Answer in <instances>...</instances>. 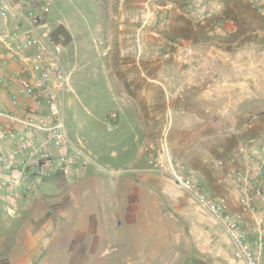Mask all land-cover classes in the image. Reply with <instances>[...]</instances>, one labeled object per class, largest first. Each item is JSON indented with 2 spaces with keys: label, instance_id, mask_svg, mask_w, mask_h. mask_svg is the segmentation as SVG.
<instances>
[{
  "label": "crops",
  "instance_id": "crops-1",
  "mask_svg": "<svg viewBox=\"0 0 264 264\" xmlns=\"http://www.w3.org/2000/svg\"><path fill=\"white\" fill-rule=\"evenodd\" d=\"M163 3V6L170 7L167 10L169 18L173 13L176 16L187 11L184 0H164ZM233 3L240 6L243 15H251L247 0H207L203 6L207 10L206 19L196 20L206 32H201L197 40L176 32L168 36L152 32L153 36L159 37L153 41L161 39L163 47L157 49L159 45L156 43L154 49L146 51V82L132 87L143 89V97L133 96L128 100V108L132 120L137 122L136 128L132 129L146 143H151L154 137L152 122H171L168 145L173 159L178 161L177 170L187 179L195 180L209 196L224 199L234 209L238 206L236 178L231 171L240 165L224 162L222 166L215 167V130L225 124L222 120L233 117L225 112L226 100L215 99V89L228 87L219 84L220 80L225 82L228 77L217 74L221 68L215 66V53L220 55L225 51L215 41L218 40L216 37L237 32L239 22H251L248 17L241 21L225 15V8L227 5L233 7ZM98 5L105 15L106 25L111 17L109 10L115 9L117 27L122 29L114 33L105 27L109 40L131 41L139 39L140 16L147 17L150 12L146 15L145 9L155 7L153 0H98ZM255 11L264 12V0ZM169 18L170 24L183 23L180 17ZM260 20L259 16L255 19ZM20 23L9 17L6 26L0 25V34L8 28L12 35L13 31L19 30ZM127 27L130 31H124ZM11 42L12 50H7L0 43L7 60L0 65V77L8 79L0 85V102L6 111L20 116L25 114L26 105L36 106L41 111L44 107L21 91L19 70L24 63L14 54L16 48L14 41ZM130 51L136 58L133 66L138 73L139 52L135 54V49ZM120 52L122 54L124 50ZM22 54L28 55L29 52ZM243 69L241 66L233 69L236 70L235 77L239 78L237 82H244L241 80L245 77ZM30 74L25 66L24 77L28 79ZM179 88L190 90L184 99L173 96L174 90ZM156 91L160 94L158 99ZM11 94L19 96L18 105L10 101ZM136 95L140 92L137 91ZM114 117L120 118V115L114 114ZM16 128L20 130V126L16 125ZM42 136L40 133L39 138ZM70 141L84 152L83 144H79L80 148ZM10 145L8 140L1 143L6 152ZM152 156L146 155L145 166L126 168L131 173L129 175L119 174L123 170L121 168L111 169L110 173L114 172L116 176L108 179L97 173L89 174L88 163L81 165V157L78 156L67 174L60 172L50 177H31L14 197L5 196L0 189V264H56L57 260L60 264H98L94 254L102 258L111 249L120 247L122 242L128 243L122 233L148 232L150 227H156L162 233H175L176 242L193 260L200 257L201 261L209 262L207 264H215V220L198 206L190 193L176 184L166 169L150 167L148 159ZM159 157L163 159L161 155ZM42 185L50 189L41 190ZM141 201L147 205H139ZM225 240L233 251L227 235ZM61 251L63 253L59 255ZM132 258L137 264L136 257ZM118 260L113 257L110 264H118ZM100 261L102 263V259ZM127 261L131 264L128 258Z\"/></svg>",
  "mask_w": 264,
  "mask_h": 264
},
{
  "label": "rangeland",
  "instance_id": "rangeland-1",
  "mask_svg": "<svg viewBox=\"0 0 264 264\" xmlns=\"http://www.w3.org/2000/svg\"><path fill=\"white\" fill-rule=\"evenodd\" d=\"M153 1L155 7L144 11L146 15L150 12V15L139 18L140 36L134 41L109 40L105 27L114 33L122 29L117 27L115 9L109 10L111 17L108 18L109 23L106 25L105 15L99 8L98 0L52 2L48 18L51 36L62 45L63 66L69 72V85L61 98L64 127L74 144L80 148L82 147L79 144H83L82 150L91 159L86 165L87 172L97 173L103 179L114 178L116 175L110 171L119 168L123 169L119 174H131L125 169L147 165L146 155H153L157 159L161 155L163 161L169 160L175 166L178 162L173 159L168 145L171 122H152L154 137L151 143H146L145 139L132 129L136 128L137 122L131 118L128 100L133 96L143 97L141 95L143 89L137 90L132 87L134 84L138 86L146 82L148 75L146 51L154 49L156 43L159 45L157 49L163 44L161 39L153 41V38H159L153 36L155 35L153 33L168 36L176 32L197 40L199 34L206 31L196 20L206 19L207 10L194 8L188 0H184L187 11L183 15L174 16L173 13L169 18L167 10L170 7L163 6L164 0ZM260 4H263V0ZM234 6L227 5L224 10L226 16L241 21L248 17L251 22L246 24L243 21L239 22L237 32L216 37L218 40L215 41V44L220 45L225 51L220 55L215 53V66L221 68V72L217 74L220 77H228L225 82L219 81V84L228 87L215 89V99L226 100L225 112L229 116L233 115L228 120H222L225 124L222 123L221 128L217 126L218 130H215V167L222 166L224 162H236L240 167L231 171L235 177L236 172L245 166L253 167L260 164L259 173L254 167L251 172L259 179L260 182L257 184L263 186L264 192V12H257L255 11L257 8L250 7L252 11L248 16L243 15L240 6L235 4ZM140 14L143 12L140 11ZM257 16L261 18L260 21H255ZM168 18H179L183 23L170 24ZM18 28L21 30L24 25L20 23ZM124 31H130V27ZM121 49L124 50L122 54ZM134 49L135 54L139 52L138 73L133 66L136 58L130 51ZM240 66L244 67L242 71L245 77L241 78L243 83L237 82L239 78L235 77L236 70H233ZM235 84L243 85L233 86ZM137 91L140 95H136ZM188 92L190 90L175 89L173 96L179 100L184 99ZM159 96V92L156 91V98ZM111 113L119 114L120 118L112 117ZM140 147L142 153L139 152ZM40 189L50 188L42 185ZM235 189L238 204L237 178ZM215 200H222L228 205L224 199L215 196ZM143 203L147 205L144 201L139 205ZM229 208L241 211L247 225L253 222L255 216L261 217L264 224V202L255 201L253 212L242 211L239 204L234 209L230 206ZM150 229L148 232L122 233L123 239L125 237L128 243L122 242L120 247L111 249L107 256L101 258L94 254L93 258L98 264H110L113 257L119 259L118 264H128L127 258L134 264L135 259L132 257H136L137 264L209 263L201 261L200 257L193 260L186 256L175 240V233H162L156 227ZM225 238L226 233L215 220V264H243L233 256ZM23 251L26 252V249L23 248ZM61 253L63 251L58 254ZM100 258L102 263H99ZM56 264H60V261L57 260Z\"/></svg>",
  "mask_w": 264,
  "mask_h": 264
},
{
  "label": "built area",
  "instance_id": "built-area-1",
  "mask_svg": "<svg viewBox=\"0 0 264 264\" xmlns=\"http://www.w3.org/2000/svg\"><path fill=\"white\" fill-rule=\"evenodd\" d=\"M194 8H203L207 0H188ZM251 8H258L262 0H247ZM53 0H0V25L6 26L11 19L20 21L24 28L9 29L0 34V43L13 50L24 66L19 70L21 91L37 104L44 107L24 106L23 116L6 111L0 102V189L8 197L16 196L26 186L31 177L42 178L62 172L67 174L78 156L81 165L90 158L71 143L67 136L61 98L68 85L69 72L63 66V47L51 36L48 18ZM9 16V17H8ZM12 33V32H11ZM23 52H29L23 55ZM0 46V65L6 63ZM25 66L30 70L27 79L23 73ZM8 79L0 77V85ZM14 105L20 103L19 96L10 95ZM114 117V114L111 113ZM16 125L20 126L17 130ZM110 128V126H108ZM43 136L39 138V134ZM10 141L6 152L1 143ZM150 167L166 169L178 186L190 193L200 208L207 212L228 236L233 246V256L243 264H264V224L255 216L251 224H246L241 211L232 210L222 200H215L199 188L195 180L184 177L169 160L149 157ZM257 173L261 165H253ZM252 166H245L236 172L238 182V204L242 211L253 212L255 201L264 202L263 186L252 175Z\"/></svg>",
  "mask_w": 264,
  "mask_h": 264
}]
</instances>
